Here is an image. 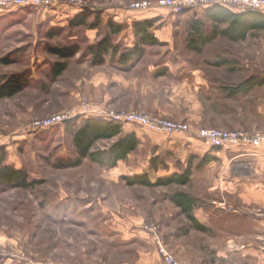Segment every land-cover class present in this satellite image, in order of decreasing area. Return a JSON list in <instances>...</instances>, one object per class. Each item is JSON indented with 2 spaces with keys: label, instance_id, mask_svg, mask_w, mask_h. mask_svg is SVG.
<instances>
[{
  "label": "rangeland",
  "instance_id": "1",
  "mask_svg": "<svg viewBox=\"0 0 264 264\" xmlns=\"http://www.w3.org/2000/svg\"><path fill=\"white\" fill-rule=\"evenodd\" d=\"M138 1L146 0H85L86 7L102 14L95 28V14L70 26L63 13L80 7L68 5L56 9L57 16L33 8L0 19V83L17 76L23 84L16 95L0 96V168L12 165L35 181L28 187L0 186V264H164L162 248L181 264H264V146L216 148L200 139L211 152L183 156L166 151L165 141L154 145L143 135L145 142L113 164L111 149L127 131L132 126L145 130L120 123L119 136L96 141L92 150L98 159L80 157L74 133L87 116H96L81 113L88 105L97 113L137 110L163 118L149 111L151 96L141 97L157 88L148 68L190 66L207 80L199 92L205 109L201 120L164 117L188 124L192 132L208 127L264 132V116L249 121L240 115V107L250 112L254 93L231 96L222 89L252 74L264 76V30H253L243 40L219 36L197 52L188 49L187 35L190 21L205 8L175 13L166 7L131 8ZM131 10L156 14L158 43L140 44L141 54L123 63L120 56L139 39L135 20L122 21L117 34L105 20L116 22ZM59 17L61 22H52ZM109 34L117 53L95 64L89 48ZM68 46L79 51L68 58L53 52ZM60 63L66 68L56 76ZM171 77L160 73L162 90L171 86ZM58 115L61 122L44 126ZM238 155L241 159L230 160ZM186 171L187 184L157 183ZM146 174L151 185L129 183ZM181 191L196 200V221L176 204L173 197Z\"/></svg>",
  "mask_w": 264,
  "mask_h": 264
},
{
  "label": "trees",
  "instance_id": "2",
  "mask_svg": "<svg viewBox=\"0 0 264 264\" xmlns=\"http://www.w3.org/2000/svg\"><path fill=\"white\" fill-rule=\"evenodd\" d=\"M29 8H16L4 13H1V18H9L15 16L18 12H25L32 10ZM81 12L73 16L69 20V25H82L86 22L87 18L95 14L96 22H94L93 28L97 27L98 22L102 20V14L100 12H94L88 6L80 8ZM191 9V8H190ZM189 9V10H190ZM209 21L213 23L211 27H208ZM135 30L138 36V41L133 48L127 52H124L120 56V60L123 63H127L132 60V58L137 54H141L143 48L140 49V44H157L158 40L150 33V28L153 23L150 19L144 21H136ZM106 25L111 30L110 32L117 34L122 30V25L115 23L112 19L106 22ZM253 30H264V12L256 9H230L225 6H208L205 8L201 17H193L190 21L189 33L187 35V46L189 50L201 52L206 44L214 41L219 36H224L232 41L243 40L247 38L249 32ZM111 35H107L103 40L98 43L92 44L89 48V52L93 55V62L95 64H103L105 61V56L107 53L116 55L117 47L113 44L110 39ZM78 46L74 47H59L54 48L53 52L62 57L68 58L74 56L78 52ZM228 64V63H221ZM216 64V65H221ZM66 68L65 63H60L55 68V75H60ZM257 85H264L263 75H250V77L237 82L234 85H224L222 89L227 94L231 96H236L239 93H247L252 87ZM23 84L19 77H12L2 84L0 83V96H13L17 92L22 90ZM71 123V122H70ZM72 125V123L70 124ZM122 132V126L109 119H104L102 117L91 115L87 116L84 123L77 128L74 133V143L80 153V157L89 156L94 159H98L99 156L93 152L92 148L98 140H106L116 136H119ZM140 141L133 134H127L125 137L121 138L117 144H115L111 149L112 163L115 164L117 161L128 157L129 152H132L139 145ZM3 158V157H2ZM1 158V159H2ZM3 162V159L0 161ZM78 162V159L77 161ZM75 162V163H76ZM66 165H73L74 162H66ZM190 172L186 171L184 174L171 175L166 177V179L159 180L158 184H187L189 181ZM151 185L148 175H138L135 178H129V183H137ZM34 182L28 181V174L21 169H16L12 165H5L0 168V186L9 184L13 187H28ZM176 204L180 209L190 215L194 221L193 210L196 206V200L185 192H178L173 197ZM202 229H206V226L198 224Z\"/></svg>",
  "mask_w": 264,
  "mask_h": 264
},
{
  "label": "crops",
  "instance_id": "3",
  "mask_svg": "<svg viewBox=\"0 0 264 264\" xmlns=\"http://www.w3.org/2000/svg\"><path fill=\"white\" fill-rule=\"evenodd\" d=\"M208 6L200 7L202 9L207 8ZM59 11V10H58ZM58 11H53L55 13H50L49 16H57V14H60ZM75 13L73 12L72 14H66L69 18L72 19L73 16L81 12L80 8L74 9ZM140 11V10H139ZM138 10L136 11H130L129 14L124 16L125 18H118L119 16L115 17L116 22L122 23V21H127L128 23L132 22V20L136 21H144L146 19H152V23L154 25V37L157 38V23H156V14L150 15L149 10L146 11H141V12H148V14L144 15L143 13L139 12ZM62 14V13H61ZM122 15V14H120ZM66 16V17H67ZM196 17H201L202 14L196 15ZM67 19V20H68ZM109 19L107 17V22ZM65 20L63 23L67 22ZM113 20V19H112ZM61 22L60 17L58 19L52 20V22ZM115 22V23H116ZM122 25V24H121ZM134 29H135V24H134ZM135 35L136 30H135ZM158 40V38H157ZM137 43V42H136ZM133 42L130 44L132 47L136 45ZM134 44V45H133ZM189 67V68H188ZM166 72V74H171V80L172 84L171 86L167 87L166 89L164 88L163 90L161 89V81H160V73ZM188 72L189 73L188 75ZM147 73L150 75L151 79H155V84L157 83V88L151 87L150 88V93L146 94V91H143L141 97L143 99H148L149 96H151V108H149V111L152 113H155L160 116H166L169 118H174L176 120H183L187 119L189 121H198L201 120L202 115L204 113V108L201 104L200 100V95L199 92L201 89H205L207 85V80H205V76L203 78V74L201 69H192L190 66H177V67H162V68H148ZM205 80V81H204ZM194 82V85H193ZM163 83V82H162ZM193 87H195V91H192ZM192 93L189 92V89ZM255 92H259L255 94ZM253 94L254 101H251V104L248 106L250 112L246 111L240 107V115H244L247 117V119L250 121L252 119L256 120L259 119L261 120L262 117L264 116V85H257L251 88L250 91H248V94ZM193 95V102L191 101ZM240 94V93H239ZM241 95V94H240ZM166 96V99L164 98ZM177 96H182V98H178ZM251 96V95H250ZM176 97V100H175ZM174 98V99H173ZM139 105V106H138ZM137 106L139 108L143 109V105L138 104ZM148 111V110H147ZM245 118L244 121H247ZM131 130L127 131L128 134H133L136 135V137L139 139V141L145 142L144 136H149L151 143L154 145H162L165 141V150L166 151H174L175 153L178 152L185 156L186 152L189 153H197L201 156H205L211 152V147L208 145L205 141H202L200 139L196 138H191L188 136L186 133H179V134H169V133H164V137H159L157 134L155 135L153 132H151V129L144 127L145 130L139 129L137 126H132ZM260 130L264 131V127H261ZM143 131V132H142ZM147 134V135H145ZM164 139V140H162ZM162 143V144H161ZM242 155H238L236 157H231L230 160H238L241 159Z\"/></svg>",
  "mask_w": 264,
  "mask_h": 264
},
{
  "label": "built area",
  "instance_id": "4",
  "mask_svg": "<svg viewBox=\"0 0 264 264\" xmlns=\"http://www.w3.org/2000/svg\"><path fill=\"white\" fill-rule=\"evenodd\" d=\"M76 6L83 8L86 6L85 0H0V14L14 10L16 8H35L44 11H57L61 6ZM225 6L230 9H256L264 12V0H157V1H141L133 2L131 8L133 9H146V8H170L174 13L188 10L190 8H198L204 6ZM95 113L98 117L112 120L116 123H130L139 124L156 131L163 133H176V132H191L199 139H204L213 147H234L242 149H253V147L264 146V132H250L245 129L225 130L218 128H200L194 132L191 131L188 124L184 122H176L166 117H158L145 114L141 111H121L120 113L114 111H105L100 113L93 111L89 105L81 110V113L91 114ZM71 116V118H73ZM70 118V119H71ZM60 115L47 119L44 126L61 122ZM164 257V264H181L175 256L171 255L164 248H162Z\"/></svg>",
  "mask_w": 264,
  "mask_h": 264
}]
</instances>
